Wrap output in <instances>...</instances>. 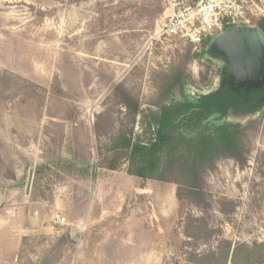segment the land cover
<instances>
[{
	"label": "rangeland",
	"instance_id": "1",
	"mask_svg": "<svg viewBox=\"0 0 264 264\" xmlns=\"http://www.w3.org/2000/svg\"><path fill=\"white\" fill-rule=\"evenodd\" d=\"M163 12V0H0V264H234L237 248L236 264H264V98L208 123L240 125L247 158L204 173L208 209L125 159L108 170L119 135L149 142L162 107L230 87L209 45L154 38Z\"/></svg>",
	"mask_w": 264,
	"mask_h": 264
},
{
	"label": "trees",
	"instance_id": "2",
	"mask_svg": "<svg viewBox=\"0 0 264 264\" xmlns=\"http://www.w3.org/2000/svg\"><path fill=\"white\" fill-rule=\"evenodd\" d=\"M197 1L191 0L192 3ZM257 27L264 33V16ZM125 103L136 116L139 109L133 100L126 97ZM243 107H246L244 99L229 88L202 94L193 101L172 107H162L152 140H134L131 133L113 140L108 151L111 154L108 170L117 171L125 159L129 175L143 180L174 182L179 186L180 200L188 199L198 208L208 209L210 203L203 189L204 173L214 170L217 162L226 159L235 160L244 167L247 158L240 139V125L225 124L214 131L207 130V125L212 119L227 122L232 113ZM182 124L185 131L176 135ZM197 129L201 131L194 135L192 132ZM239 249L233 253L234 264ZM247 262L250 264L251 260L247 258L245 264Z\"/></svg>",
	"mask_w": 264,
	"mask_h": 264
},
{
	"label": "built area",
	"instance_id": "3",
	"mask_svg": "<svg viewBox=\"0 0 264 264\" xmlns=\"http://www.w3.org/2000/svg\"><path fill=\"white\" fill-rule=\"evenodd\" d=\"M164 12L156 26L155 39H177L195 48L211 45L227 30L245 27L253 8L264 11L253 0H163ZM64 221V220H63Z\"/></svg>",
	"mask_w": 264,
	"mask_h": 264
},
{
	"label": "water",
	"instance_id": "4",
	"mask_svg": "<svg viewBox=\"0 0 264 264\" xmlns=\"http://www.w3.org/2000/svg\"><path fill=\"white\" fill-rule=\"evenodd\" d=\"M225 63L232 85L246 91L264 86V33L258 27L227 30L210 45ZM34 169L29 170L25 193L30 195Z\"/></svg>",
	"mask_w": 264,
	"mask_h": 264
},
{
	"label": "flooded vegetation",
	"instance_id": "5",
	"mask_svg": "<svg viewBox=\"0 0 264 264\" xmlns=\"http://www.w3.org/2000/svg\"><path fill=\"white\" fill-rule=\"evenodd\" d=\"M225 78L227 79V82L229 83V88L232 90L235 94L239 95L244 99V103L248 109L252 108L253 105L257 104L259 101H261L264 98V86L260 88H256L253 90L246 91L244 88L232 85V81L228 76V72L224 71ZM240 110V109H239Z\"/></svg>",
	"mask_w": 264,
	"mask_h": 264
},
{
	"label": "crops",
	"instance_id": "6",
	"mask_svg": "<svg viewBox=\"0 0 264 264\" xmlns=\"http://www.w3.org/2000/svg\"><path fill=\"white\" fill-rule=\"evenodd\" d=\"M262 2H263V0H262ZM263 10V9H262ZM264 11V10H263ZM263 17V16H262Z\"/></svg>",
	"mask_w": 264,
	"mask_h": 264
}]
</instances>
